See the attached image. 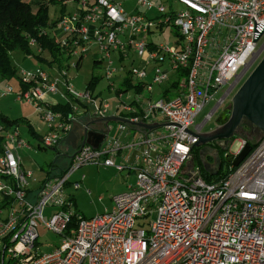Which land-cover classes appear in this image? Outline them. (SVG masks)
Segmentation results:
<instances>
[{
  "label": "built area",
  "instance_id": "2783aa9c",
  "mask_svg": "<svg viewBox=\"0 0 264 264\" xmlns=\"http://www.w3.org/2000/svg\"><path fill=\"white\" fill-rule=\"evenodd\" d=\"M178 1L185 9L175 14L174 22L183 38L174 45L151 39L158 25L171 22L163 4L160 16L169 18L158 21L139 8L128 13L121 0H79L78 11L64 14L54 26L55 42L71 57L85 56L90 45L98 44L108 78L119 71L111 67L112 52L127 56L130 51L158 63V84L168 81L171 71L184 74L173 98L143 101L138 96L133 101L140 110L127 102L118 107L132 114L134 124L162 121L161 128L127 138V126L119 124L118 133H107L101 146L82 143L71 154L69 169L48 175L36 189L37 179L24 168L19 153L30 142L18 127L0 128V264H264V136L228 176L208 182L194 161L199 138L189 131L202 132L239 75L264 53V42L259 44L264 34L254 41L255 21L264 24V0ZM138 4L154 6L149 0ZM36 43L30 39V45ZM146 75L135 64L129 69L133 83L137 78L135 83L144 85ZM20 78L28 89L16 91L7 84L0 98L16 92L33 104L51 129L41 147H57L79 110L74 105L67 117L55 113L43 102L49 90L65 86L77 100L95 102L90 90L76 92L69 79L54 78L48 84V73L41 68L24 71ZM226 85L230 87L208 117L197 124V116ZM145 86L152 94L151 85ZM96 108L103 116L110 106L102 102ZM247 143L241 139L238 153ZM87 163L128 168L138 175L135 186L112 197L111 210L88 218L77 212L67 193L68 184L81 186L71 177ZM48 208L52 215L46 220ZM38 221L61 236L50 250H43Z\"/></svg>",
  "mask_w": 264,
  "mask_h": 264
},
{
  "label": "rangeland",
  "instance_id": "374dc122",
  "mask_svg": "<svg viewBox=\"0 0 264 264\" xmlns=\"http://www.w3.org/2000/svg\"><path fill=\"white\" fill-rule=\"evenodd\" d=\"M29 3H32L34 6V10L37 9L38 3L40 1H47V0H25ZM124 6V9L128 13H132L136 10V8L141 9L147 17H156V19L159 21L161 19L166 20L169 18V15L171 14V24L170 26L164 25L163 29L157 27L155 30V33L152 36V39L157 43H165L174 45L176 41L179 38V35H177L178 28L175 25L174 22V16L178 12H181L183 9H185V6L181 3H179L178 0H149L151 3H154V6L151 8L147 6H140L138 4V0H121ZM65 2L64 4V13L65 14H71L76 13L79 8V3L77 0H63ZM159 4H163L166 6L167 11L169 12V15L166 14L164 16H160L161 12L159 11ZM62 6L63 3L57 2L49 5V17L50 22L49 25L45 28V31L42 33L45 35L48 33L51 37L55 35L56 31L54 30V26L52 21H54L62 12ZM160 16V17H159ZM159 17V18H157ZM54 41L55 38L53 37ZM264 42V36L260 40L259 44L261 45ZM56 43V42H55ZM57 46L61 47L59 43H56ZM32 48L37 52L42 54L43 57H46L50 60L54 58V56L51 55V53L48 50H44L42 46L40 45H31ZM64 50V49H63ZM67 55H69L67 53ZM132 54L126 58H123V63H120L119 60H117V57H112L115 61V64L111 67L114 69L119 70L122 74H117L112 76L111 78H108L106 76L105 66L107 64V61L103 58V55L100 53V47L98 44H93L90 47V51L85 55L83 58L81 65L79 68L73 67L71 64L72 61H74L76 58L71 57L70 55L67 58H62L63 65L59 66L56 62L54 63V67H59V71L61 75L63 76L64 80L70 79L71 83L73 85V88L76 92H84L87 91L86 85L90 81V79L93 76H100L103 78H100L99 83L96 85L94 94H100L98 98H96L97 102L99 103L101 100L110 106L109 114H112L115 112L118 105H123L122 100L132 99L135 97H141L143 101L148 100L149 95V88L148 86L144 87L142 92L138 93L136 92L135 87H131L127 92H124L122 96H119L115 89L120 86V83L123 81L124 76L127 74V71L131 68L130 66L133 64L132 61L135 62L136 66L140 70H144L146 72V76L143 77V80L146 81L148 84L151 85L152 91L155 95V100H158L162 97V91L167 89L170 84L172 83L171 80H168L162 84H158L154 81V75L156 68L158 67L157 64L153 60L141 57V55ZM66 56V55H65ZM64 56V57H65ZM264 56V53L259 57L257 62L254 64V66L249 69L245 70L242 77L239 79L237 83V87L233 88V92L226 98L224 97L225 101L224 103H220V107L215 111V113L209 118L205 126L203 127V132H208L214 129L217 126V118L221 111L231 102L232 97L235 93V91L239 88V86L243 83V81L247 78V76L250 74V72L253 70V68L256 66V64L261 60V58ZM102 60V63H98V65L94 64V60ZM13 62L14 65L17 67V75L16 78L12 80H2L0 82V91H3L7 84H11L15 90L17 91L19 88V81H20V75L22 76V73L24 71L33 72L35 69H37V66H40L39 62H37L34 59L33 55H25L22 52L16 51L13 53ZM126 64V67L123 66V64ZM62 67V68H61ZM124 69V70H123ZM123 70V72H122ZM66 72V74H64ZM68 72V73H67ZM242 74V73H241ZM170 77H173V79L176 78V75L174 72L170 73ZM137 80V78H134V83ZM52 74L48 73V81L53 82ZM112 86V87H111ZM230 87V85L224 86L220 92L217 94L216 98L212 101H210L204 109L201 111V113L196 118V123L200 124L202 123L206 117H208V114L213 109V107L216 105L218 100L224 95V93L227 91V89ZM112 88V89H111ZM47 96H49L50 100H53L54 102L58 103H66L68 96L65 95L64 90H58L57 92H53L49 90L47 92ZM122 110V109H121ZM120 110V111H121ZM0 112H3L9 118L11 119H20V118H27L29 121L34 124L35 130L40 133L44 134L48 130L47 124L40 119L39 115L37 114L36 108L28 102L25 99H19L15 93H11L6 95L3 98H0ZM83 113V111H82ZM19 128L23 135L30 139L31 143H34V137L32 133H30V130L28 129V126L20 120ZM12 127H15V123L11 124ZM241 139L243 137L236 136L232 139L231 144L229 145L228 150H222L220 149V157L221 160L224 161L223 163V173H226L228 170V162H227V156L228 155H235L240 150L241 146ZM43 147V145H42ZM59 151L55 147L50 148H42V149H35L32 145L25 147L24 149L20 150V155L25 157L26 159V166L28 168L33 169L35 171L34 177L41 178L42 172L41 168H44V171H48L51 167V163L56 161L57 155ZM207 161L211 164H213L214 159L211 156H207ZM120 162V161H119ZM231 166H234L233 164ZM218 177L215 175V178ZM138 175L136 172L131 171L130 169L126 168L122 171H119L115 167H107L100 164L95 163H87L81 166L80 169H78L71 177V181H81V186L78 189H74L73 187L69 186L67 188V192L74 193V196L77 201L76 209L78 212L82 215H85L87 217L94 216L98 213H103L106 209H111L113 206V196L127 192L130 190L129 187L135 186L137 181ZM52 215V209L48 208L45 211V219L48 220ZM156 215L152 216L150 219H155ZM39 223V232H40V240L43 242V250H50L54 247V242H58L61 240V236L50 231L43 221H38Z\"/></svg>",
  "mask_w": 264,
  "mask_h": 264
},
{
  "label": "trees",
  "instance_id": "16d2710c",
  "mask_svg": "<svg viewBox=\"0 0 264 264\" xmlns=\"http://www.w3.org/2000/svg\"><path fill=\"white\" fill-rule=\"evenodd\" d=\"M61 1L63 3L62 10H61L62 12L54 21H52L53 23L52 26H55L65 14L64 7L66 4H64L65 2H63V0L40 1L38 3V7L36 10H34V6L32 5V3H29L25 0H0V81L12 80L16 78L15 76L17 75L18 70L13 62V53L16 51L22 52L25 55H33L34 59L40 64V66H37V67L43 70H46V72L48 71L49 74H51L52 72L51 67L54 66L55 62L59 66L63 65L62 58L65 59L69 56L67 55V52L63 50L62 47L57 46L53 37H51L48 33L45 35L40 34L43 31H45V28L49 25V22L51 21L49 17V5L53 3L61 2ZM170 23L171 22H167V25L168 26L172 25ZM163 26H164L163 24L158 25V27L161 29H163ZM177 35H179V38L176 41V43L181 42L183 38L179 29H178ZM31 38H35L37 45L42 46L44 50H48L51 53V55L54 56V58L50 60L46 57H43V53L42 54L37 53L30 45ZM83 57L84 55H81L80 59H78L77 65L79 64V62H81ZM94 64L98 65V60H94ZM183 74L184 73L182 72H176L177 78H181ZM99 80H100V77L93 76L90 79V81L87 83L88 85L87 89L90 90L93 94H94L93 90H95V87L99 83ZM131 81H132V78L127 76L124 82L121 83L118 88H116L117 93L127 92L131 87H135L137 92L143 89L142 84H138V83L134 84L133 82L131 83ZM177 84H178V80L173 81L171 84V90L175 89L177 87ZM28 87H29L28 84H24L23 82L19 81L18 90H23V89L26 90L28 89ZM66 93L68 94V91ZM70 97H72V99L69 102L58 103L56 105H52L51 108L54 111H62L66 114H69V113L74 112V107H73L74 105L76 104L84 105L85 104L77 100L76 97L72 96L71 94H70ZM94 98H96V96ZM0 120L5 125V127H10L12 126L11 124H14V123H15V126L21 125L20 120H22V123L24 122L25 124H27L30 131L32 132L34 131L30 122L26 120L25 118L10 119L9 116L4 114L3 112H0ZM238 137L240 138L241 136H238ZM248 141L251 142L252 144V150H254L258 146V144H255L256 142L255 139L248 140ZM201 148L202 147L194 146L193 152H194V161L198 166H200L203 177L208 182H215V181L220 180L221 178L228 176L232 169L231 168L232 167L231 166L232 165V161H231L232 155L227 156L228 170L226 173H223L224 161L221 160L222 167L219 171L218 177H216L218 179H216L215 176L210 175L204 170L203 160L201 159V156H200ZM71 164H72L71 160H68L67 162H63V163L58 160L54 164L53 163L51 164V169H50L49 174L61 175L62 173L66 172L69 169ZM234 168L235 167H233V169ZM81 216L86 217L82 214Z\"/></svg>",
  "mask_w": 264,
  "mask_h": 264
},
{
  "label": "water",
  "instance_id": "95a60500",
  "mask_svg": "<svg viewBox=\"0 0 264 264\" xmlns=\"http://www.w3.org/2000/svg\"><path fill=\"white\" fill-rule=\"evenodd\" d=\"M263 34L264 24H257L255 21L254 41ZM101 120H114L134 124L129 119L115 116L105 117ZM217 124L214 129L208 132L196 133L185 129L199 138L194 145L202 146L200 156L203 160V167L212 176L217 175L222 167L220 149L228 150L235 136H241L248 140L255 139V144H258L264 136V56L235 91L231 104L221 111L217 118ZM135 125L152 130L161 127L163 124H146L140 122L135 123ZM245 126L250 127L249 132L244 131ZM104 136V133L89 130L86 127L84 143H88L97 148L103 141ZM213 141H218L217 143L220 148L210 146L209 144ZM251 150L252 144L248 141L247 145L237 155H232V164L239 166ZM207 156H211L214 159L213 164L206 160Z\"/></svg>",
  "mask_w": 264,
  "mask_h": 264
},
{
  "label": "crops",
  "instance_id": "0c3cea01",
  "mask_svg": "<svg viewBox=\"0 0 264 264\" xmlns=\"http://www.w3.org/2000/svg\"><path fill=\"white\" fill-rule=\"evenodd\" d=\"M152 37V36H151ZM152 39V38H151ZM153 40V39H152ZM152 43V42H151ZM93 45V44H92ZM90 47H91V45H90ZM90 47H89V50H88V52L90 51ZM149 47H153L152 45H149ZM87 52V53H88ZM100 53H101V50H100ZM127 54V53H126ZM132 54V56H134L133 54H135V53H133L132 51H130V52H128V55L127 56H125L124 54L122 55V54H119L118 52H112V57H114V56H116L117 57V60H119L120 61V63H123V58H126V57H128V56H130ZM85 57V56H84ZM83 57V58H84ZM83 58H82V60H83ZM78 59H80V58H76L75 60H74V62H75V66H73V67H80L79 66V64L81 65V62H82V60H81V62H79V64L77 65V63H78ZM102 61H103V59L102 60H98V63H102ZM154 61V60H153ZM73 62V61H72ZM71 62V63H72ZM155 62V61H154ZM132 63L133 64H135V62L134 61H132ZM114 64H115V61H114ZM155 64H157L158 65V63L157 62H155ZM136 65V64H135ZM55 66V65H54ZM51 67L52 68V72H51V74H52V77L53 78H60V79H63V76L61 75V73H60V71H59V67ZM123 66H125L126 67V64L124 63L123 64ZM132 66V65H131ZM130 66V67H131ZM165 67H168V65L165 63ZM36 68H39V67H36ZM124 70V69H123ZM123 70H122V72H123ZM46 71V70H45ZM171 72H174L175 73V75H176V71H171ZM170 72V73H171ZM47 73H48V71H47ZM117 74H122L120 71H118L117 72ZM117 74H115V75H117ZM127 76H129V70L127 71V74L124 76V79H123V81L121 82V83H123L124 82V80H125V78L127 77ZM98 77H100V76H98ZM130 77V76H129ZM100 78H103V76L102 77H100ZM131 78V77H130ZM71 79V78H70ZM69 79V80H70ZM179 78H177V75H176V78L175 79H173V77H170V75H169V79L168 80H171L172 82L173 81H175V80H178ZM71 81V80H70ZM1 82V81H0ZM20 82H22L21 81V78H20ZM120 83V84H121ZM131 83H132V81H131ZM136 84V83H135ZM147 84V82L145 81L144 82V85H143V88L144 87H146L145 85ZM172 84V83H171ZM171 84H170V86L167 88V89H165L164 91H162V97L161 98H165V99H171V98H173L176 94H177V87L175 88V89H172L171 90ZM11 85V84H10ZM88 87V85H86V88ZM112 87V86H111ZM19 89V88H18ZM112 89V88H111ZM62 90H64V93H65V95H67L68 96V100H67V102H69L71 99H72V97H70V94H69V92H68V94L66 93L68 90H67V88L65 87V86H63L62 87ZM143 90V89H142ZM142 90L141 91H138V93H140V92H142ZM115 91H116V89H115ZM137 92V91H136ZM116 93H117V91H116ZM124 92H121V93H117L119 96H122V94H123ZM99 95L100 94H97V95H95V94H93V97H95L96 96V98H98L99 97ZM150 96H152L153 98H155V95H154V93L152 92V94H150L149 93V95H148V97H150ZM168 97V98H167ZM3 98V97H2ZM96 98H95V102L94 103H91V102H83V103H85L84 105H78V104H76V106L79 108V110H78V113L76 114V116H77V121H75V122H73V124H72V129L67 133V134H64L63 136H62V139L60 140V143H59V145L57 146V147H55V148H57L58 149V151H59V153H58V155H57V159H56V161H54V162H52L53 164L55 163V162H57L58 160L60 161V162H67L68 160H71V154L72 153H74L75 151H77V149L81 146V144L82 143H84V139H85V128L86 127H88V129L90 130H94V131H97V132H101V133H104V139H103V141L99 144V146H101L102 145V143L104 142V140H105V137L107 136L106 134L107 133H109V134H117L118 133V125L119 124H125L126 126H127V130L125 131V134L128 132V137L127 138H132V137H134V136H136V135H138L139 133H141L142 131H152V130H155V129H152V130H149V129H147V128H145V127H142V126H138V125H135V124H129V123H124V122H118V121H114V120H109V121H107V120H101V119H103V118H105V117H111V116H115V117H122V118H126V119H129L130 120V118L132 117V114H128V113H125L123 110H121L122 108H118L119 106H121V105H118L117 106V108H116V110H115V112L114 113H112V114H109V111H108V113L107 114H105V115H103V116H101L99 113H98V110H97V106H100V104L103 102L102 100L98 103L97 102V100H96ZM134 100V98H132V99H127V100H122L121 99V101H122V103H123V101L125 102H127V103H131L133 106H135L137 109H139L140 110V106H139V104L138 103H136V102H134L133 101ZM44 104H47L48 103V105H49V107L51 108V106L52 105H56V104H58V102H54L53 100H50V98H49V96H47V93L44 95ZM82 102V101H81ZM110 110V109H109ZM121 110V111H120ZM54 111V110H53ZM82 111H83V113H82ZM55 113L56 112H61L63 115H64V117H67L69 114H66V113H64V112H62V111H54ZM38 115H39V117H40V119L41 120H43L44 121V119L41 117V115L39 114V113H37ZM11 119V118H10ZM26 120H28L29 121V119H27V118H25ZM30 122V121H29ZM45 122V121H44ZM46 123V122H45ZM108 123V124H107ZM140 123V122H139ZM143 123H146V124H156V123H159V124H165V123H163L162 121H156L155 123H148V122H143ZM30 124L32 125V127H33V132L32 131H30V133H32V135H33V137H34V143H31V141H30V139H27L24 135H23V133L21 132V130H20V128H19V125H16L15 127H18L19 128V130H20V133H21V135L24 137V138H26L29 142H30V144L35 148V149H42V148H44V147H41L40 146V142H41V140H42V138H43V136L44 135H46V134H48L50 131H51V129L49 128V126H48V124H47V126H48V130H47V132L46 133H44V134H40V133H38L36 130H35V126H34V124H32L31 122H30ZM56 124V123H55ZM162 125V126H163ZM4 127L5 128V130H7V129H10V128H15V127H12V126H10V127H5V125L1 122V120H0V128L1 127ZM26 126H27V124H26ZM161 126V127H162ZM161 127H158V128H161ZM28 129H29V127H28ZM157 129V128H156ZM125 134H124V139L126 140V138H125ZM88 144V143H87ZM79 146V147H78ZM98 146V147H99ZM78 147V148H77ZM24 149V148H23ZM21 150V149H20ZM20 150H19V153H20ZM65 152H67L66 154H64ZM126 153H128V152H126ZM22 159H23V166H24V168L25 169H27V170H31V171H33V169H31V168H28L27 166H26V159H25V157L22 155ZM208 159V157H206V160ZM72 161V160H71ZM121 162V156H119L118 157V161L117 162ZM51 163V164H52ZM51 166V165H50ZM108 167V166H107ZM50 169H51V167L49 168V170L47 171H44V168H41L40 170H41V172H42V176H41V178H36V176L34 177V178H36L37 180H36V182H34L33 183V185H32V188L33 189H36V188H38L39 187V185H40V183H41V181H43V180H45L46 178H47V176L48 175H50L49 174V172H50ZM34 173H35V171H33ZM219 174V173H218ZM218 174H217V176H218ZM34 175V174H33ZM215 176V175H214ZM216 179H218V178H216ZM82 183V182H81ZM69 186H71L72 187V185L71 184H68V186H67V188L69 187ZM69 195H70V197L74 200V203H75V209H76V207H78L77 206V201H76V198H75V196H74V193H70V192H67ZM112 208H113V206H112ZM111 208V209H112ZM111 209H106V210H111ZM77 210V209H76ZM85 216V215H84ZM87 217V216H86ZM92 217V216H91ZM88 218V217H87Z\"/></svg>",
  "mask_w": 264,
  "mask_h": 264
},
{
  "label": "flooded vegetation",
  "instance_id": "af4514ba",
  "mask_svg": "<svg viewBox=\"0 0 264 264\" xmlns=\"http://www.w3.org/2000/svg\"><path fill=\"white\" fill-rule=\"evenodd\" d=\"M255 63H256V62H255ZM255 63H254V64H255ZM253 66H254V65H252V67H253ZM244 72H245V71H243L242 74L239 75V78L242 77V75L244 74ZM236 87H237V85L234 86V88H236ZM232 92H233V91H232ZM230 94H231V93H230ZM226 98H227V97H226ZM226 98H225V99H226ZM223 103H224V102H222V104H223ZM230 104H231V102H230L227 106H229ZM227 106H226V107H227ZM226 107H225V108H226ZM217 125H218V124H217ZM244 131H245V132H249V131H250V127H249V126H245V127H244ZM202 132H203V130H202ZM217 142H218V141H213V142H211L209 145L212 146V147L220 148V146H219V144H218ZM195 146H196V145H195ZM196 147H202V146H196Z\"/></svg>",
  "mask_w": 264,
  "mask_h": 264
}]
</instances>
